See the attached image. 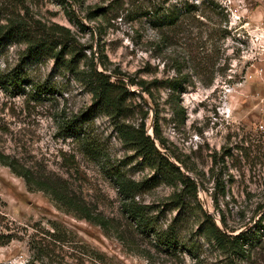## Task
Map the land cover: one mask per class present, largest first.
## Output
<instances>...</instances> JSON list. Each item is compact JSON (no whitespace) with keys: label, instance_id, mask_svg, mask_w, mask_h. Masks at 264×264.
<instances>
[{"label":"rangeland","instance_id":"374dc122","mask_svg":"<svg viewBox=\"0 0 264 264\" xmlns=\"http://www.w3.org/2000/svg\"><path fill=\"white\" fill-rule=\"evenodd\" d=\"M68 1L84 27L68 18L63 0H0V25L11 10L24 12V2L31 14L47 25L70 27L82 47L74 67L44 53L26 58L22 70L26 80L20 87L12 89L0 81V150L39 177L66 179L72 193L108 218L113 229L106 232L100 225L59 208L49 195L28 189L23 177L0 164L2 230L28 226L32 232L29 225L36 221L46 227L49 221L60 222L76 236L77 248H68L67 264H264V0H218L229 10L230 34L216 40L207 37L204 47L213 58L204 71L198 73L191 62L185 67L193 74V83L181 95L185 123L174 121L172 109L165 102L167 90L160 88L157 92L162 134L189 169L173 155L170 157L197 183L203 209L225 230L233 234L247 230L254 240L246 245L249 250L245 257L225 255L198 234L201 209L197 200L186 197L187 234L194 235L199 245V262L183 248L172 251L158 246L153 235H141L126 216L113 174L115 167L127 178L140 181L153 178L154 170L142 163V157L120 135L116 120L97 109L79 79L81 71L88 70L93 61L100 68V50L107 55L111 68L150 80L172 75V58L184 65L193 47L184 43L187 38L174 45L163 43L146 18L128 20L124 13L113 19L86 17L111 0H83L82 6ZM198 31L194 29L189 43L196 41L194 54L210 29L203 32V39ZM26 48V41L4 38L0 80L2 73L22 62ZM73 54L67 53L65 58ZM143 94V98L129 99L136 106L122 122L128 127L138 125L142 120L139 104L144 105V100V108L149 109L146 126L152 133L153 107L148 95ZM74 118L84 122H76L80 130L72 132L64 125ZM84 131L99 146L100 155L82 151L80 133ZM218 182L224 184V192L217 187ZM175 190L156 181L139 191L136 200L148 204L153 213L164 210L162 224H168L183 211L170 203ZM0 262L33 264L27 237L0 246Z\"/></svg>","mask_w":264,"mask_h":264},{"label":"trees","instance_id":"16d2710c","mask_svg":"<svg viewBox=\"0 0 264 264\" xmlns=\"http://www.w3.org/2000/svg\"><path fill=\"white\" fill-rule=\"evenodd\" d=\"M63 1L67 5L68 18L80 27H84V23L73 8V3L68 0ZM73 2L82 6L83 0H73ZM22 3L24 12L11 10L6 22L0 25V49L4 38L27 43L22 62L8 73L1 75V83L12 89L20 87L26 80L22 71L26 58H37L47 53L53 55L56 60L67 62L70 67H74V61L79 57L82 48L70 27L57 23L47 25L32 15L29 7ZM123 13V17L128 20L148 19L151 26L158 31L161 41L167 45L178 44L179 39L187 38L188 42L184 43L193 47L191 57L185 59L184 65L178 58H172L171 69L174 73L164 78L155 77L147 80L127 74L117 67L111 68L107 55L102 50L98 52L100 68L93 61L88 70L81 71L82 76L79 79L90 91L93 104L116 120L120 135L128 141L136 154L142 157V163L154 170L153 178L140 181L127 178L120 168L115 167L113 174L118 180L119 192L123 199V211L134 221L141 235H153L157 245L166 250L183 248L195 256L199 262L200 256L197 254L199 245L195 243L194 235L187 234L189 202L186 201V197L193 198L198 201V208L201 209L203 217L199 223L198 234L232 259L245 257L249 250L246 245L254 241L252 235L247 230L237 234L225 230L210 213L203 209L198 198L197 183L182 170L177 162L189 169L187 164L167 145V140L162 134L161 103L157 93L160 88L167 90L165 102L172 109L174 121L177 124L185 123L181 95L186 91L187 86L193 83V74L185 71V67L191 62L198 73L207 68L206 64L213 58V53L208 52L204 44L209 36L212 40H216L218 36L226 38L230 34L229 10L218 0H111L109 4L89 11L86 17L94 18L100 15L113 19ZM194 29L199 30L198 35H201V39L204 37L203 32L210 29L209 35L198 45L201 50H204L201 51L198 48L199 51L196 54H194L196 41L189 44L193 40ZM67 53L74 54L66 59ZM209 83L210 81L207 84ZM142 93L148 95L154 109V136L148 133L146 126L149 109L144 108L147 106L144 100H142L144 105L139 104L142 112L141 122L129 127L122 122L123 118L134 112L136 106L129 99L136 96L143 98ZM78 121L81 124L84 122L80 118H74L67 121L64 127L72 132L80 130L75 127ZM80 134L82 151L88 155H100L99 146L88 137L86 131ZM171 155L177 162L171 159ZM0 164L9 166L16 175L23 177L28 189L42 190L49 195L59 208L100 225L106 232L113 229L108 218L95 212L81 197L72 193L66 179L60 176L39 177L2 150H0ZM156 181L176 188L170 196V203L183 209L168 224H162L161 216L164 210L153 213L148 204L136 200L139 191L144 187H150ZM217 187L222 192L225 191L223 183ZM49 223L50 226L46 227L39 221L34 222L29 225L33 229L32 232H29L28 226L22 227V230L8 229V232L0 227V246L9 244L15 239H24L26 236L28 247L32 252L33 264H67L68 248H77L76 236L60 222L49 221ZM81 248L84 249L82 253L85 254L86 247L83 245ZM0 264L3 263L0 262Z\"/></svg>","mask_w":264,"mask_h":264},{"label":"water","instance_id":"95a60500","mask_svg":"<svg viewBox=\"0 0 264 264\" xmlns=\"http://www.w3.org/2000/svg\"><path fill=\"white\" fill-rule=\"evenodd\" d=\"M142 95L144 96V94L142 93ZM152 118L154 119V110L152 109ZM151 134L152 136H154V133H153V127H152V133H149Z\"/></svg>","mask_w":264,"mask_h":264}]
</instances>
